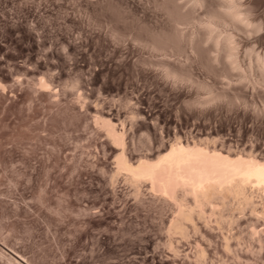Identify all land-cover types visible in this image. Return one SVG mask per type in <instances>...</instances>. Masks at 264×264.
Masks as SVG:
<instances>
[{
  "label": "rangeland",
  "instance_id": "374dc122",
  "mask_svg": "<svg viewBox=\"0 0 264 264\" xmlns=\"http://www.w3.org/2000/svg\"><path fill=\"white\" fill-rule=\"evenodd\" d=\"M101 117L133 161L175 141L264 158V0H0V264H264V190L172 233Z\"/></svg>",
  "mask_w": 264,
  "mask_h": 264
},
{
  "label": "bare ground",
  "instance_id": "6f19581e",
  "mask_svg": "<svg viewBox=\"0 0 264 264\" xmlns=\"http://www.w3.org/2000/svg\"><path fill=\"white\" fill-rule=\"evenodd\" d=\"M230 16L235 20L243 21L242 19H240L239 12L237 11L234 10L230 11ZM224 36L228 41V45L230 46V48H234L229 35H224ZM45 80L44 79L41 80L42 81L41 84L43 86L48 85V81L46 82ZM101 119L108 133L112 136L114 143L117 144L114 145H116L117 147L120 146L119 152L117 153V157H116L117 171L118 172L125 171L127 173V180L129 179V181H131L132 184L135 185L134 186L135 191L138 192V190L140 189L139 188L140 184L142 185V183L144 184L146 183L147 185L150 186V188H152V190H155L156 193L158 192L157 193L158 195H161L163 198L167 199L168 201L172 202L173 205H175L174 206L175 212L172 217L169 230L172 233L176 232L178 235H181V237H188L187 235H189L188 228H190V225L189 227H187L188 226L187 223L193 224L194 219H196L195 217H198V220L199 218L200 220H202L203 218L207 217L208 213H209L208 215H210L209 216L210 218L211 215L213 217V215L217 214V218L219 222L220 223L227 222L226 224L223 223V226L224 225L228 226L229 222H233L232 221L233 216L230 215L227 216L225 213V209H227V207L230 205L229 203L230 199H235L237 200V202H239V204H244V205L247 204L245 206H249L248 204L251 202L250 201L251 197L247 192L250 189L253 190L254 188L255 189L258 188V190L260 191L264 190V158H259L258 156L253 155V153L249 155L243 153H227L217 147L210 148L209 146L206 147L197 142L184 143L182 141H175L166 147L164 146V148L159 150V152L155 154L154 157L153 156L151 158L140 157L137 161H133L130 158H128L127 153L125 152L126 145L124 146V142H125L124 141L125 138L123 135L124 133L119 131L120 130L119 127L118 129L116 128V122L107 119V117L106 118L101 117ZM146 188H148V186ZM260 191H256L257 194L253 193L254 192L253 191L251 192V194H255L254 196L256 197V195L260 194ZM253 202L254 201H252V203ZM250 205L252 206L254 204L250 203ZM251 206H249V209ZM240 207L243 206L240 205ZM240 207H239L240 211L242 210L243 212V208L241 209ZM263 207H262L263 211L261 210V212L264 213ZM251 208H253V206ZM255 208L257 209L259 208L257 207V204ZM236 209H238V207ZM250 210L253 212L254 209L253 210L250 209ZM233 211L235 212L234 208L231 211V215ZM234 212L233 215H235ZM259 212H256V214H258ZM253 216L257 217V215L255 214H253ZM238 217L236 216V218ZM259 217L256 220H258ZM236 218L234 217L235 220ZM206 219L204 220V222H206ZM196 221L194 222L195 224ZM209 221H211V219H209ZM215 221L216 220L212 222ZM199 223L200 222L198 221L197 224ZM195 224L193 225L194 230H196V227L197 229L201 228L200 225L196 226ZM208 224L206 222L207 226ZM232 224L233 223H231V226ZM255 224L252 223L251 229L253 231ZM256 227L258 228V225ZM224 228L221 226L220 229L222 230ZM257 228L255 230H257ZM202 232L200 233L203 235V233L205 232L203 233ZM255 232L256 231H254V235H257ZM196 233L197 232H195V234ZM251 234L253 235V232ZM233 235L234 233L232 234V237ZM226 238L227 237H225V241ZM229 238L231 237H228L227 240L230 241L231 239ZM261 238H259V241H261L260 240ZM206 239L208 240V238ZM198 242L199 240L197 241V243ZM228 242L226 241V243L229 245L230 242L229 243ZM202 246H201V250L198 249L200 250L201 257L205 255V250L203 249L204 246L203 248ZM207 251L208 250L206 249V252ZM198 258L200 259V256Z\"/></svg>",
  "mask_w": 264,
  "mask_h": 264
}]
</instances>
